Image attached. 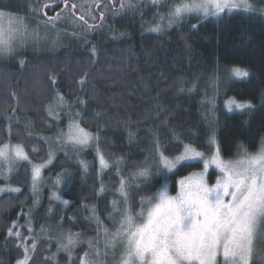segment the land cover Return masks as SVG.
<instances>
[{
    "label": "trees",
    "instance_id": "1",
    "mask_svg": "<svg viewBox=\"0 0 264 264\" xmlns=\"http://www.w3.org/2000/svg\"><path fill=\"white\" fill-rule=\"evenodd\" d=\"M23 1L0 2V9L29 14ZM73 1L76 13L94 23L80 8L81 0ZM51 2L35 0V8ZM111 13L94 30L69 16L61 26L73 37L59 51L0 58V147L22 144L32 161H47V139L66 126L48 110L63 96L79 109L81 125L99 135L105 151L126 161L127 172L148 159L157 136L168 157L181 154L186 145L209 152L211 129L203 96L177 94L178 84L218 68L240 67L251 76L233 80L224 100L251 105L241 112L219 109L217 138L229 160L259 150L264 143L262 14L225 11L198 26L183 24L163 35L141 33L136 20L124 17L121 22ZM122 33L127 36L118 37ZM91 159L88 166L67 154L54 161L47 175L68 177L61 201L46 188L35 196L30 164L18 165L8 181L18 191L0 192V264H82L86 246L75 248L74 255H57V230L99 234L95 213L108 222L122 180L118 166L102 172L95 155ZM202 168L200 162L179 166L171 174L172 192L178 191L180 179ZM218 176L212 170L210 183ZM162 183L158 174L131 186L133 208L139 210L142 200L154 196Z\"/></svg>",
    "mask_w": 264,
    "mask_h": 264
},
{
    "label": "rangeland",
    "instance_id": "2",
    "mask_svg": "<svg viewBox=\"0 0 264 264\" xmlns=\"http://www.w3.org/2000/svg\"><path fill=\"white\" fill-rule=\"evenodd\" d=\"M102 1L81 0L80 8L94 19V7ZM126 1L125 7L111 14L121 22L125 18L136 20V29L148 34L165 35L173 31V23L186 16L184 9L200 12L206 18L225 11L264 16V0H173V5L150 8L143 3ZM0 2L17 3L18 0ZM23 3L25 7H32L35 0ZM41 9L29 14L0 9L1 59L18 57L23 52L22 57L28 53L56 52L70 43L73 32L61 26L70 18H61L55 23L34 18ZM122 36L127 34L118 37ZM220 69L194 80L180 81L176 92L203 96L202 106L211 129L209 152L186 145L181 154L168 157L157 136L148 159L127 172L126 161L111 157L101 146L99 135L81 125L79 109L65 97L58 96L48 112L66 126L47 139L49 159L42 163L32 161L22 144L1 146L0 179L4 181L0 182V192L18 191L8 181L18 165L26 162L32 169L35 196L47 189L54 199L61 201L68 177L47 175L54 161L60 154H67L75 163L88 166L95 155L102 172L111 166L119 168L122 180L117 190L115 213L108 222H103L95 213L94 220L100 226L95 236L57 230V255H74L75 248L86 246L88 251L82 264H264V143L254 153H240L229 160L221 153L216 127L219 109L232 113L250 108L249 103L235 98L224 100V96L233 80H246L251 71L240 67ZM188 162H200L203 168L180 179L178 191L173 193L171 174ZM212 170L219 172L214 184L210 183ZM158 174L163 176L159 191L142 200L140 209L135 210L131 205V186Z\"/></svg>",
    "mask_w": 264,
    "mask_h": 264
},
{
    "label": "flooded vegetation",
    "instance_id": "3",
    "mask_svg": "<svg viewBox=\"0 0 264 264\" xmlns=\"http://www.w3.org/2000/svg\"><path fill=\"white\" fill-rule=\"evenodd\" d=\"M133 2H139V3H143L145 4V7L147 8H150V7H157L159 5H161V7H166V4L167 5H170V4H174L172 1L173 0H160L157 4H154L153 1L155 0H132ZM180 1H184V0H179ZM192 0H188V1H185V2H191ZM61 0H53V2L51 3H60ZM66 3H69V4H73L75 5L76 7L78 6L77 3H75L73 0H65ZM102 7L100 8L99 12H97L96 10V5L94 7V11H93V16H94V23L92 24H97L98 22H100V14L104 15L105 16V20H106V16H107V13L110 11L114 12V11H118V9L120 8L121 6V3L123 4V6L125 7L127 5V1L126 0H103L102 2ZM35 4V3H34ZM48 3H45L43 6H42V9H41V12L40 14L37 13V16H34V18H39V19H44V20H48L50 22H60L61 21V18H67V17H71L72 15V6L69 5L67 6V8L65 9V5H57L55 7H49L46 11V13L44 12V7L47 5ZM180 5V3H179ZM182 5V4H181ZM32 7L28 6L27 10L25 11H28L29 13L31 12H34V10L36 9L35 5L31 4ZM85 9H87L85 7ZM189 11L186 12V11ZM184 9L183 13L186 14V16H184L183 18L181 19H177L175 23H173V26L175 28H179L180 26H182L183 24H193V26H198L199 24H201L202 22H204L205 20H207L208 18H206L204 14H201L200 12L199 13H195L196 11H193L191 9ZM58 14V15H57ZM202 15V17H199V16ZM195 16H198L197 18H195ZM41 17V18H40ZM55 18V20H50L52 18ZM188 17V18H187ZM64 21V20H63ZM70 21V20H69ZM65 22V21H64Z\"/></svg>",
    "mask_w": 264,
    "mask_h": 264
},
{
    "label": "water",
    "instance_id": "4",
    "mask_svg": "<svg viewBox=\"0 0 264 264\" xmlns=\"http://www.w3.org/2000/svg\"><path fill=\"white\" fill-rule=\"evenodd\" d=\"M159 1H160V0H155V1H153V3H154V4H157ZM62 4L65 5V7H64L65 9L67 8V6L71 5V6H72V11H71V12H72V15H73L75 18H77L79 21L85 23V24H86L89 28H91V29H97V28H99L100 26H102L103 23L105 22V16L102 15V14H100V22H99V23H97V24H91V23H89L85 17H83V16L80 15V14L78 15V14L76 13L77 7H76L75 5H73V4H69V3H66L65 0H61L60 3H48V4L44 7V12L46 13V11H47V9H48L49 7H55V6H57V5H62ZM101 7H102V3H100V4H98V5L96 6V10H97V12H99V10H100ZM123 7H124V6H123V4L121 3V6H120V8H119L118 10H121ZM57 15H58V14H57ZM55 18H56V17H54V18H52V19H50V20H55Z\"/></svg>",
    "mask_w": 264,
    "mask_h": 264
}]
</instances>
